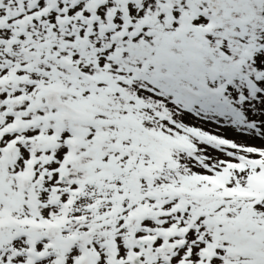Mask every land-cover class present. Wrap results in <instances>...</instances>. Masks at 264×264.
Masks as SVG:
<instances>
[{
  "label": "snow or ice",
  "instance_id": "1",
  "mask_svg": "<svg viewBox=\"0 0 264 264\" xmlns=\"http://www.w3.org/2000/svg\"><path fill=\"white\" fill-rule=\"evenodd\" d=\"M0 264H264V0H0Z\"/></svg>",
  "mask_w": 264,
  "mask_h": 264
}]
</instances>
